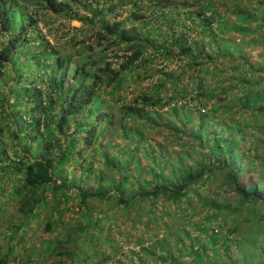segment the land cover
Wrapping results in <instances>:
<instances>
[{
  "label": "trees",
  "instance_id": "1",
  "mask_svg": "<svg viewBox=\"0 0 264 264\" xmlns=\"http://www.w3.org/2000/svg\"><path fill=\"white\" fill-rule=\"evenodd\" d=\"M142 1L138 0L139 5H136L137 0H0V79L7 76V93L14 98L12 105L5 98L0 100V118L9 119V135L13 139L9 153L5 147H0V183L8 181L11 175L18 177L8 193L9 198L14 194L18 196L17 210L24 232L28 230V222L41 218V210L49 212L48 219L43 221L47 233L62 225L61 212L71 205L77 207L85 220L76 225V233L72 232L71 236L46 242L34 264H43V258L52 255L57 257L56 264H80L86 258L109 257L114 247L105 238V250L86 246V238L91 236L92 230L101 233L104 217L99 210L91 209L87 201L108 203L115 215L134 216L143 229L156 224L155 211L160 210H157L159 204L170 207L184 204L187 206L185 217H188L181 227L188 224L204 237L201 241L197 234L184 235L187 245L180 248H187L192 264H210V259H215L212 264H235L229 259V239L225 234L217 237L219 232L211 229L212 226L220 233L230 231L233 236L237 216L243 210L246 211L241 221L249 223L248 227L259 226L264 221L257 206L258 203L264 206L263 189L253 177L247 176L249 170L240 165L247 154L262 162L256 147L250 154L238 144L243 138L244 124L230 119L223 131L212 129L209 122H204L218 110L249 114L253 117L250 123L264 119V89L251 91L240 76L241 71L250 70L242 52L244 37L254 34L264 46V0H243L247 4H242V0H195L197 5L198 2L202 5L195 13L186 14L189 25L180 27L178 13L173 8L157 10L152 17L138 13V8H146L144 4L150 9L152 3L159 0ZM127 4L130 7L124 19L107 20L110 14L118 16L119 9ZM218 6L224 11L219 12ZM52 16L80 24L78 29H72L76 36L73 34L67 42L73 49L78 47L80 57L68 85L64 84V79L71 52H65L59 43L49 44L36 25L38 18L42 19L43 29L45 20ZM16 20L21 21L20 26L15 24ZM127 22H131L128 27ZM136 22L138 27L134 25ZM189 32H194L197 38H190ZM230 32L240 35L238 42L221 37ZM107 52L112 53L115 65L106 61ZM162 62L178 63L176 72L163 70L161 80L146 92L126 91L127 81L135 83L141 70ZM219 64L222 65L217 68ZM40 68L44 75L38 74ZM216 72L226 73V77L215 84L210 77ZM33 75L37 77L33 79ZM164 88L170 94L162 98L159 91ZM189 88L197 89L195 97L198 102L200 99L204 102L206 114L197 112L195 129L186 133L183 129L190 112L171 106L170 102L184 99ZM234 91L239 95L232 98ZM102 95L110 103L106 104ZM167 106H171L170 113L181 129L169 118H160L157 110ZM19 108H27V121L18 112ZM115 108L118 113L113 121L108 114ZM211 120L213 125L214 119ZM95 122H99V131L93 125ZM109 125L122 141L118 153L114 157L105 155L97 163L98 168L80 160L78 176L67 183L64 164H76L82 151L92 149L93 145L99 149L101 134ZM251 127L260 135V142L264 130ZM2 130L0 128V134ZM145 132L161 133L166 140L174 135L181 147L198 151L199 155L194 158L185 155L184 160L178 158L166 168L167 156L161 153L154 156L147 147L143 150L147 164L140 166L136 151ZM131 164L135 168L130 174ZM1 166L6 170L1 171ZM217 178L219 187L225 188L228 194L218 203L207 197L208 186ZM46 190L49 195L57 193L63 197V210L43 208ZM67 191H71V195H67ZM73 198L77 199L76 204ZM56 199L54 197V201ZM195 199L204 215L193 220L194 208L190 205ZM188 219L193 222L188 223ZM8 237L12 240L14 235ZM173 240L180 242L177 238ZM253 246L250 252L256 255L258 264H264V245L257 249ZM142 250L144 255L136 257L140 264L146 257L154 263L177 264L164 240ZM11 254L10 244L0 254V264H9Z\"/></svg>",
  "mask_w": 264,
  "mask_h": 264
},
{
  "label": "rangeland",
  "instance_id": "2",
  "mask_svg": "<svg viewBox=\"0 0 264 264\" xmlns=\"http://www.w3.org/2000/svg\"><path fill=\"white\" fill-rule=\"evenodd\" d=\"M146 3L149 0H143L142 2ZM195 0H159L153 4V7L149 9L147 4H144L146 8H138L140 11H137L140 14H143L144 16H153L152 14L156 13L157 10H164L167 11L170 8L174 9L177 18H178V27L189 25L188 22L185 20V16L188 13H195L199 5H202L201 3L198 5L194 2ZM168 2L170 5L168 6ZM149 3V2H148ZM191 3V4H189ZM242 4H247L245 1L242 0ZM136 5L138 4V0L136 2ZM140 5L142 6L141 2ZM188 5V6H187ZM130 5L127 4L121 9H119V15L118 16H107V20L113 21L118 19H124L127 10L129 9ZM143 9V10H142ZM223 8L221 6H218V11L222 12ZM142 11V12H141ZM105 12V11H104ZM82 14V12H80ZM149 13L148 15H146ZM114 14V13H112ZM207 15L208 12H205ZM113 19V20H111ZM46 26L44 25V28L41 29L42 26V19L38 18L37 20V27L41 30V33L45 36V39L49 42V44L54 45L56 43H59L62 45L63 49H65V52H71V61L68 64V72L64 79V84L68 85L70 84L71 80V74L72 70L75 66V64L80 59L79 54H77L78 47H74V49L69 45H67L68 40L71 39V37L76 36L75 32H73L72 29L80 26L77 22H66L62 19L55 18L54 16L49 17V19L45 20ZM21 21L16 20L15 24L20 26ZM131 22H127L125 24L126 27L130 26ZM136 27H138V22L134 24ZM48 28V30H47ZM190 38H197L196 35H194V32H189ZM221 37L234 40L235 42H238L240 39V35L235 34L233 32H230V34L221 35ZM81 36L78 35V40H80ZM244 45H242V52L244 54V57L247 59L249 63L250 70H247V72L241 71V77H243V80L249 84L250 90H259L264 89V82H262V72H264V46L260 45L258 43V39L254 34H249L244 37L243 39ZM35 43H38L35 42ZM246 43V44H245ZM66 47V48H65ZM62 49V50H63ZM73 49V51H72ZM107 59L106 61H110L112 64L115 65V60L112 57L111 52H107ZM165 62H162L160 64H153L151 69H147L146 71L141 70L139 72V77L136 80V82L127 81L126 91L132 92L133 94L139 92H146L152 85L157 83L160 79V72L164 70L166 71H173L172 73H175L178 63L174 62H168V64H164ZM222 64H219L217 68H220ZM32 69L30 70V72ZM43 68H40L38 70V74L44 75ZM175 71V72H174ZM207 76V75H206ZM7 77V76H6ZM6 77L4 76L3 79H0V100L2 98H5L8 101V104L12 105L14 102L13 96L7 93L6 88ZM37 77L36 75H33V79ZM226 77V73H214L210 80L212 83H215L218 81V79ZM9 78V77H8ZM35 83V82H34ZM193 83V82H192ZM211 84V83H210ZM209 84V85H210ZM34 85V84H33ZM208 85V84H206ZM204 84V86H206ZM225 85V83H224ZM214 87V86H213ZM41 88V87H40ZM166 88V87H165ZM165 88L161 89L159 94L162 98L165 96H168L170 93L165 92ZM193 88V87H191ZM211 89V87H209ZM202 90V91H206ZM197 89H188L187 93L185 95L184 99L178 100L177 102L171 101L170 105L174 107H180L184 111H189L190 114L187 117V123L184 126V131L186 133H189L193 129H195V125L198 122L196 113L199 112L200 114H206V109L203 107L204 102L201 101L203 104L201 105L198 100L196 99L195 92ZM126 93V92H125ZM232 98L235 97V95H239L237 92L232 93ZM159 95V96H160ZM7 97V98H6ZM103 100H105L108 104L110 103L109 100H106L105 96H101ZM231 97V96H230ZM6 101V102H7ZM171 106L163 107L157 110V112L160 114V118H169L172 120L174 125H177L176 127L181 129L179 122L173 118L172 114L170 113L169 108ZM15 110V108H14ZM247 111V110H246ZM18 112L21 114L22 118L27 121L28 119V110L27 108H19ZM118 110H111V112L108 114L113 121L117 118ZM6 115V114H5ZM206 117L204 122H209V126L214 127V129L219 130H226V126L229 124L230 119H234L240 123H243L245 128L243 129V138L239 139V146L241 149L246 153L252 152L255 147L258 150L257 156L261 159L262 162H257V158L253 159L246 155L247 158L244 157V159L240 162V165L245 166L247 168L248 173L247 176L253 177L255 183H257L259 186H261V190L263 189L264 192V138L261 139L260 143L258 139H260V135L258 133H255V130L252 129L251 126L258 127L260 130H264V119H261V121H257L254 123H250V121L253 119V117L249 116V114H238L234 113L233 110L226 112L224 110H218V112L211 115V118L214 119V124L212 125L210 121L211 118ZM218 122V123H216ZM9 125V119L7 118H0V128H2L3 132L0 134V147L6 149V152L9 153V147L13 143V139L10 137V129L8 128ZM96 127V131H99L100 128L99 122H95L93 124ZM250 125L249 127H247ZM251 137V139L249 138ZM253 137V139H252ZM245 138V140H244ZM249 138V139H248ZM143 142L138 146L136 151V159L138 160V164L140 166H144L147 164L146 158L143 157V150L150 149L152 150L153 155L156 154L166 155L165 158V165L166 168L170 167L171 165L175 164L176 160L178 158L184 160L185 155L189 156L190 158H194L197 155H199L198 151L189 150L186 147H181V142H178L180 140L174 139V135H171L168 140H166V137L163 136L161 133H148L145 132L142 135ZM186 140V139H185ZM188 141V140H187ZM122 144V141L119 138H116V134L113 131L112 126H108L107 131L101 134V141L98 143L99 149L95 148L93 145L92 149H84L82 151V156L77 158V163L74 165H65L63 167V172L66 177L67 183H70L72 179L76 178L79 174V161L85 160L91 162L95 168L100 167L97 163L102 160V158L106 155L109 157H114L116 153H118V150H120V145ZM260 144H263V146H260ZM34 145V144H32ZM33 147V146H31ZM148 147V148H147ZM251 154V153H250ZM9 156V154H8ZM100 164V163H99ZM259 164H263L262 166H259ZM134 167V164H131L129 166L130 174L132 173V168ZM1 171L6 170L1 166ZM135 168V167H134ZM165 173V172H164ZM1 174V173H0ZM63 176V175H62ZM18 178L15 175H11L10 179L4 183L5 180H2V183H0V254L3 253L6 249L7 245L12 246V254L9 259V264H19L20 262L22 264H34V262L37 260V253L40 249L46 247V242L48 241H60L61 239L67 237V235L71 236L70 234L72 232L76 233V225L78 226L79 223H84L85 220L80 215L77 207L75 205H71V207L65 211L61 212L63 215L60 217V220L62 221V225L57 226L55 231L51 233H47L43 228V221L45 222V219H48L49 212H45L44 210H41V218H37L33 221L28 222V230L26 232L23 231L24 224L22 223L20 219V213L17 210L18 202H17V195L14 194L9 198L8 190L10 189L12 184H15V179ZM220 179L217 178V180L210 184L208 186L209 194L207 197L209 199H214L216 203L219 202V199L224 196L228 195L227 190L223 187H219ZM2 189L4 191H2ZM71 191H67V195H71ZM54 197H56V201H54ZM45 205H43V208H55L57 212H59L60 209L63 210V206H65V202L63 200V197L59 196L57 193L49 195L48 190L45 192ZM198 199H195L194 202L190 205L191 208H194V214H192V219L196 220L199 217H202L204 214L202 213V207L201 205H198L197 203ZM72 202L76 204L77 199L73 198ZM88 206L91 209H96L101 212V214L104 215L101 221V233H98L96 230L91 231V236L89 238H86V246L91 247V249L96 248L97 250H105L104 245L105 242L103 241L104 238L107 242L111 243L114 247L113 251L109 252L108 258H103L101 256H98L96 259L93 258H86L85 261H83L80 264H140L136 257H139L140 255H144L142 252L143 248L152 247L154 243H156L159 240H164L169 244L170 248V254L172 257L176 260L177 264H192L193 259L190 258L188 255V251L185 249L183 250L180 248L181 246L187 245V238L185 236H192L194 234H197V231L192 229L188 224L184 227H181L182 224H184L186 221L185 219L188 217H185V211L187 209V206H184V204L179 205L178 207H170L167 204H159V208L155 211L157 212L158 216H156L157 221L155 225H149L148 229H143L138 222L137 218L134 216H120L115 215L114 212H112L111 205L108 203L101 204L96 201H87ZM261 203H258V213L261 215H264V206H260ZM161 210L168 211V214H164ZM44 211V212H43ZM47 211V210H46ZM115 211V210H114ZM246 211V210H245ZM244 210L241 212L242 214H239L237 216V220L235 223L236 231L233 232V236L230 235V231L225 233V230L220 233V230H218L215 226H212L211 229H214L217 233V237L224 235L226 236L228 241L229 249V259L231 261H235V264H258L256 255H254L252 252H250V247L254 245V249H257L258 247H262L264 245V221H261V224L259 226H250L248 227L249 223H244L241 221L242 215L245 212ZM43 212V213H42ZM156 214V215H157ZM143 218V216H142ZM192 219H188L189 222H193ZM249 219L251 220V215L249 216ZM135 220V221H133ZM227 220L229 218L227 217ZM139 221V220H138ZM252 222V221H250ZM253 223V222H252ZM262 225V227H261ZM151 229V232L148 230ZM14 235L13 239H9V235ZM197 237L199 240L203 241L204 237L201 234H197ZM177 238L179 240L177 243L173 239ZM218 254L220 253L219 250H217ZM217 260V259H216ZM57 257L56 256H45L43 258V264H56ZM196 261V260H195ZM198 262V261H197ZM143 264H167V262L163 263H157L150 261L148 257L144 258ZM215 263V259H210V264ZM41 264V263H39Z\"/></svg>",
  "mask_w": 264,
  "mask_h": 264
}]
</instances>
